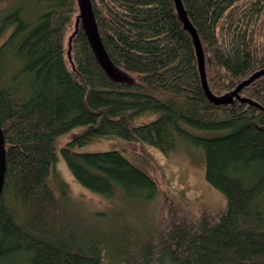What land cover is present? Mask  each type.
I'll return each mask as SVG.
<instances>
[{
    "label": "trees",
    "instance_id": "trees-1",
    "mask_svg": "<svg viewBox=\"0 0 264 264\" xmlns=\"http://www.w3.org/2000/svg\"><path fill=\"white\" fill-rule=\"evenodd\" d=\"M26 1L35 18L18 6L0 20V37L10 30L0 44V264H264V0H180L188 23L177 0H90L114 75L79 0ZM108 137L168 156L201 148L224 212L155 220L146 232L123 212L111 238L88 235L70 217L60 156L103 197L161 192L122 150L84 149Z\"/></svg>",
    "mask_w": 264,
    "mask_h": 264
},
{
    "label": "rangeland",
    "instance_id": "rangeland-1",
    "mask_svg": "<svg viewBox=\"0 0 264 264\" xmlns=\"http://www.w3.org/2000/svg\"><path fill=\"white\" fill-rule=\"evenodd\" d=\"M26 0H3L0 2V20L18 6L25 9V17H36L40 8L26 5ZM179 11L188 23L180 0H177ZM33 19V18H32ZM10 31V30H9ZM9 31L0 37V44L7 38ZM142 116L135 122H146L155 117ZM86 126H80L58 137L57 148L74 135L82 132ZM210 134V133H206ZM122 150L137 166L157 180L161 187L159 197L151 201L125 199L122 196L103 197L79 184L70 173L62 156L57 167L70 184V217L88 229V235L98 238H111L120 232L123 224L120 215H125L146 232L152 224H165L184 218L197 219L208 215L217 217L225 210V195L213 187L205 177V161L201 148L190 143H183L175 153L165 155L156 147L143 142L121 138H102L85 146V150ZM169 195V197H168ZM174 200H173V199ZM172 219V220H171Z\"/></svg>",
    "mask_w": 264,
    "mask_h": 264
},
{
    "label": "water",
    "instance_id": "water-1",
    "mask_svg": "<svg viewBox=\"0 0 264 264\" xmlns=\"http://www.w3.org/2000/svg\"><path fill=\"white\" fill-rule=\"evenodd\" d=\"M79 3H80V9L82 11V14L84 15V26L89 36V39L92 42L94 49L99 59L105 66V68L114 75L115 71L113 70L112 66L109 63V60L106 57V54L101 45V41L99 39L98 33L93 24L90 0H79ZM3 143H4V138H3V133H2L1 126H0V149L3 146ZM5 169H6L5 157L3 153H0V195L3 190V185H4Z\"/></svg>",
    "mask_w": 264,
    "mask_h": 264
}]
</instances>
